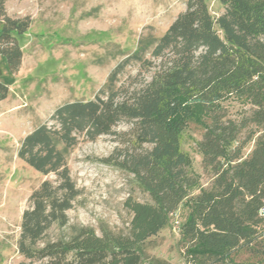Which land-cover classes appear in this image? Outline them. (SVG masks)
Returning a JSON list of instances; mask_svg holds the SVG:
<instances>
[{"label": "trees", "instance_id": "trees-1", "mask_svg": "<svg viewBox=\"0 0 264 264\" xmlns=\"http://www.w3.org/2000/svg\"><path fill=\"white\" fill-rule=\"evenodd\" d=\"M5 2L0 0V55L16 73L19 39L31 18L8 14ZM218 2L223 11L214 15L207 0H186L161 36L138 40L110 72V84L91 99L58 105L23 137L17 156L42 174H55L57 184L44 179L28 197L17 241L20 264H140L143 243L169 223L184 200L178 244L185 264L230 261L236 249L264 233L258 216L264 200V0ZM130 60L153 69L150 79L111 84ZM8 92L0 79V101ZM232 98L248 105L239 119L225 104ZM201 118L207 119L197 142L203 170L210 174L205 186L190 171L181 143L188 122ZM122 120L129 128L114 130ZM103 134L114 135L117 145L100 161L131 173L149 200L126 198L131 213L126 233L98 235L82 225L66 239L44 240L54 223L68 222L66 211L79 193L67 166L70 149L80 137Z\"/></svg>", "mask_w": 264, "mask_h": 264}, {"label": "rangeland", "instance_id": "rangeland-1", "mask_svg": "<svg viewBox=\"0 0 264 264\" xmlns=\"http://www.w3.org/2000/svg\"><path fill=\"white\" fill-rule=\"evenodd\" d=\"M207 3L214 15L223 11L218 0ZM185 6L186 0H6L7 13L29 15L31 25L19 39L22 58L16 73L7 70L0 55V79L9 86L7 97L0 101V264L23 260L17 241L21 214L32 190L44 179L57 184L55 174H42L17 156L23 137L47 120L58 105L93 98L110 84V72L137 48L139 39H157ZM152 73L153 69L146 71L130 60L111 84H139ZM225 104L235 119L248 109L246 102L234 98ZM206 121L190 120L181 142L191 159L190 171L197 174L201 186L207 185L210 177L203 170L197 147ZM129 126L122 120L113 129L122 131ZM116 145L114 135L103 134L95 140L80 137L70 149L67 166L79 193L66 211L68 222L64 226L54 223L44 240L66 239L82 225L92 227L98 235L105 230L128 231L131 213L124 201L129 196L139 201L149 197L131 173L100 161ZM197 191L195 188L192 193ZM186 213L184 200L169 223L143 243L140 264H152L154 259L185 264L178 239ZM221 264H264V233Z\"/></svg>", "mask_w": 264, "mask_h": 264}, {"label": "built area", "instance_id": "built-area-1", "mask_svg": "<svg viewBox=\"0 0 264 264\" xmlns=\"http://www.w3.org/2000/svg\"><path fill=\"white\" fill-rule=\"evenodd\" d=\"M258 216L264 220V200H263V203L262 205L260 206V208L258 209Z\"/></svg>", "mask_w": 264, "mask_h": 264}]
</instances>
